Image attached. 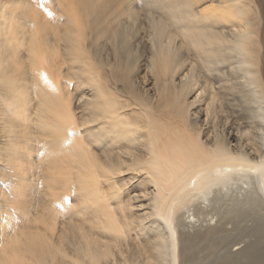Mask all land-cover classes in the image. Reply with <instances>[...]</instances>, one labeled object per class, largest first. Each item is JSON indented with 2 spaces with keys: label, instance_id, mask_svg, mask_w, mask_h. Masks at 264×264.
<instances>
[{
  "label": "bare ground",
  "instance_id": "1",
  "mask_svg": "<svg viewBox=\"0 0 264 264\" xmlns=\"http://www.w3.org/2000/svg\"><path fill=\"white\" fill-rule=\"evenodd\" d=\"M45 6L0 0V264H264V0Z\"/></svg>",
  "mask_w": 264,
  "mask_h": 264
},
{
  "label": "rangeland",
  "instance_id": "2",
  "mask_svg": "<svg viewBox=\"0 0 264 264\" xmlns=\"http://www.w3.org/2000/svg\"><path fill=\"white\" fill-rule=\"evenodd\" d=\"M148 9L150 11L152 10L151 12H153V14L150 12L151 13L150 14L151 16H154V14L158 11V9L155 6L151 5V4H149L148 6H146L145 12H148L149 13V11H147ZM132 23L134 24V21ZM130 27L132 28V24L130 25ZM99 48H100V51H103V49H104V47H103L102 44L99 45ZM30 190H29L30 195L33 194L32 197L34 199H36V200H39L40 197H41V195H42V193H43L42 188H40L39 185H34L32 188H30ZM192 227H194L193 230H196L197 227H199V223H197V225L192 226ZM190 229L192 230V228H190ZM229 229H230V231H232V226H229ZM232 240H233V243H232ZM243 240H244L243 237H241L240 235L235 234V232H233V235L229 239V248H228V250L232 251V250H234V248L236 249L237 247L238 248L242 247L244 245ZM144 246H145V243H142L141 242L140 244H138L134 248V250H137V251L142 252V249L144 248ZM231 248H233V249H231ZM228 250H226V251H228ZM170 251H171V249L170 248H167V246L165 244L159 243L158 250L156 251V256H157L156 264H171V258L169 257V255H167V254L170 253Z\"/></svg>",
  "mask_w": 264,
  "mask_h": 264
},
{
  "label": "snow or ice",
  "instance_id": "3",
  "mask_svg": "<svg viewBox=\"0 0 264 264\" xmlns=\"http://www.w3.org/2000/svg\"><path fill=\"white\" fill-rule=\"evenodd\" d=\"M37 4L39 7L43 8V10L47 13L48 16H52V12H50L47 7L45 6L46 5V0H37ZM185 79H187V77H185ZM59 251V250H57Z\"/></svg>",
  "mask_w": 264,
  "mask_h": 264
}]
</instances>
